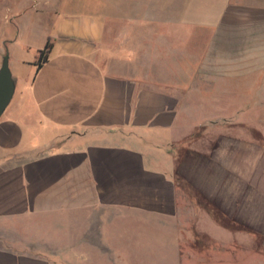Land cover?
I'll return each mask as SVG.
<instances>
[{"label": "crops", "instance_id": "0c3cea01", "mask_svg": "<svg viewBox=\"0 0 264 264\" xmlns=\"http://www.w3.org/2000/svg\"><path fill=\"white\" fill-rule=\"evenodd\" d=\"M30 3L0 0V24L19 11L0 54L22 69L0 117V264H264V146L245 141L242 163L232 148L198 150L179 170L174 146L201 125L184 129L177 105L188 53L161 68L181 76L128 74L91 0ZM130 37L118 47L135 61ZM246 38L245 69L264 80V31ZM152 129L168 134L163 151L141 144Z\"/></svg>", "mask_w": 264, "mask_h": 264}, {"label": "rangeland", "instance_id": "374dc122", "mask_svg": "<svg viewBox=\"0 0 264 264\" xmlns=\"http://www.w3.org/2000/svg\"><path fill=\"white\" fill-rule=\"evenodd\" d=\"M29 1L27 14H36L32 4L37 0ZM91 6L86 8L100 20L108 38L106 50L111 48L110 61L123 66L125 73L142 77L158 74L159 79L165 75L178 77L181 72L161 68L185 63L188 53L190 85L183 88V98L177 103L181 125L185 129L196 121L218 123L194 143L189 142L194 131L185 135L178 147L174 146L177 158L185 148L207 151L215 146L221 152L236 150L239 163L246 154L255 153L256 146L261 144L259 128L264 126L263 71L251 74L246 70L245 55L241 53L246 51V37L252 29L259 36L264 31V23L257 22L264 16V0H91ZM18 12H5L0 24L1 47L2 40L15 34L9 20ZM220 15L227 16L223 22ZM124 31L131 36L127 40L131 49L137 48L135 61L134 57H125L121 46L118 47ZM20 42L25 40L20 38ZM178 53L184 55L183 61L181 56L177 60ZM2 57L0 54V64ZM151 61L159 66L158 71L149 70ZM202 65L206 66L204 72L198 70ZM21 70L20 66L11 65L14 76L21 74ZM178 96L181 99L179 93ZM165 135L168 136L152 129L140 142L145 149L160 152L163 150L158 148H164L162 143L166 146ZM245 141H252L254 150L247 149Z\"/></svg>", "mask_w": 264, "mask_h": 264}, {"label": "trees", "instance_id": "16d2710c", "mask_svg": "<svg viewBox=\"0 0 264 264\" xmlns=\"http://www.w3.org/2000/svg\"><path fill=\"white\" fill-rule=\"evenodd\" d=\"M50 49H51L50 41H48L46 43V45L42 49H40L37 60H36V64L38 65V67H41L43 65V63L48 60ZM217 123H218V121H210L207 124L204 123V124L197 126L194 130V133L192 135H190L189 142L194 143L195 141L200 140L203 137L202 135H204L203 133H205L206 130L211 128L212 125H216ZM258 139L260 140L261 145L264 146V143L261 140V136H258ZM175 147H178V146H175ZM187 154H188L189 158L194 160V161L201 159V156L199 155L198 151H192L190 148H185L182 156L181 157L179 156V170H180V168H182V166L185 165V160L188 157Z\"/></svg>", "mask_w": 264, "mask_h": 264}, {"label": "water", "instance_id": "95a60500", "mask_svg": "<svg viewBox=\"0 0 264 264\" xmlns=\"http://www.w3.org/2000/svg\"><path fill=\"white\" fill-rule=\"evenodd\" d=\"M16 89V81L10 67L9 53L3 56L0 65V117L11 102Z\"/></svg>", "mask_w": 264, "mask_h": 264}]
</instances>
